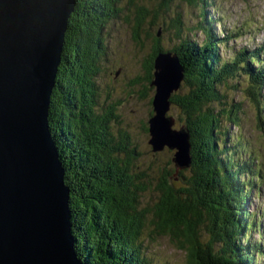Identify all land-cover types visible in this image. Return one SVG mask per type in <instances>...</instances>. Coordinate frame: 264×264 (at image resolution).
<instances>
[{"label": "trees", "instance_id": "obj_1", "mask_svg": "<svg viewBox=\"0 0 264 264\" xmlns=\"http://www.w3.org/2000/svg\"><path fill=\"white\" fill-rule=\"evenodd\" d=\"M179 1L204 6L208 0ZM173 2L76 0L78 14L69 20L49 99L48 127L65 169L74 249L83 264H151L143 242L156 235L185 252L186 264H257L262 253L260 242L251 240L254 219L245 207L260 170L243 160V150L227 145V134L220 136V129L223 118L239 124L238 104L229 103L221 88H235L229 80L248 76L260 88H244V93L264 111V78L260 83L249 70L251 55L221 62L212 42L210 13H201L199 22L204 43L183 39L165 50L160 38L171 29L180 38L184 27L180 9L171 20ZM127 7L134 13L133 20L123 17L132 23L133 41L141 44L144 37L151 45L150 55L143 57L144 76L137 78L146 83L144 90L153 91L150 82L159 52L175 53L184 69L171 107L179 110L181 126L190 133L188 170L176 173L170 162L165 168L138 169L139 154L129 134L115 131L118 104L107 93L101 102L105 30ZM144 131L148 133L147 125Z\"/></svg>", "mask_w": 264, "mask_h": 264}, {"label": "water", "instance_id": "obj_2", "mask_svg": "<svg viewBox=\"0 0 264 264\" xmlns=\"http://www.w3.org/2000/svg\"><path fill=\"white\" fill-rule=\"evenodd\" d=\"M74 0H0V264H82L74 249L65 169L48 127L67 19ZM153 152L191 165L190 133L174 128L171 97L185 78L176 54L153 63Z\"/></svg>", "mask_w": 264, "mask_h": 264}, {"label": "rangeland", "instance_id": "obj_3", "mask_svg": "<svg viewBox=\"0 0 264 264\" xmlns=\"http://www.w3.org/2000/svg\"><path fill=\"white\" fill-rule=\"evenodd\" d=\"M203 4L205 5L201 6L197 2V5L193 6L186 4V2L180 3L179 0H174L169 8L171 20L175 18L174 14L180 9L184 27L179 33L180 38L176 36L177 33L174 29L160 38V45L165 50L172 49L183 39L203 42L204 32L199 30L201 13H206V15L210 13L215 20L211 26L216 32L215 38L225 40L228 37L227 45L218 48L221 61L232 58L242 49L252 51L260 44L263 47L261 59H264V0H208L207 4ZM75 6L76 0L73 2V9L67 19L65 33L68 31L72 14H78ZM129 9L131 8H125L123 15L121 14L119 19L112 20L105 30L108 36L104 43L102 76L98 80L101 87V102L105 100V93H107L112 102L118 104L116 113L120 118V125L118 128L115 127V131H125L129 134L139 154L136 158L138 169H148L150 166L165 168L168 162H170L171 167H174L172 151L165 149L160 152H153L148 143V133L144 131L152 111L153 91L148 90L146 92L144 90L146 83L144 84L142 81L139 83L137 78L144 76L143 57L150 55L151 45L144 37L141 44H136L133 41L132 23L130 26L129 23L124 22L123 18L125 15H130L128 19L133 20V10L131 9L130 13ZM224 31L226 34L223 35ZM254 66L257 67L256 64ZM131 81L134 84L131 85ZM228 84L235 86L236 89L222 87L221 90L227 96L229 103L238 104L234 107H237L238 110L236 116L239 126H233L223 118L220 136L224 134H227L228 137L234 136V142L236 141L235 136H237L238 140L246 145V150L256 156L259 161L261 175L258 179L259 183H257L259 189L257 191L251 190L248 210L255 214L258 222H260L264 219V131L260 127L263 126L264 122L261 124L259 118L264 121V111H261L255 101L243 92L246 87L245 79L230 80ZM229 108L227 106L225 109ZM231 109L234 110L235 108ZM169 115L174 119V128L179 129L182 124L179 110L171 107ZM255 238L264 246V235L259 238L257 233H252L251 240H256ZM169 241L165 236L156 235L154 240L143 242L151 264H186L185 252L176 249ZM255 262L264 264V255L263 257L257 256Z\"/></svg>", "mask_w": 264, "mask_h": 264}]
</instances>
